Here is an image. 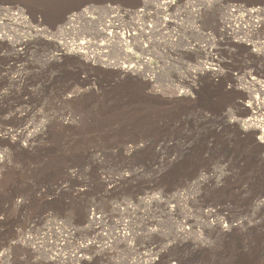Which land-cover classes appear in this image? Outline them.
<instances>
[{"label": "rangeland", "instance_id": "rangeland-1", "mask_svg": "<svg viewBox=\"0 0 264 264\" xmlns=\"http://www.w3.org/2000/svg\"><path fill=\"white\" fill-rule=\"evenodd\" d=\"M211 1L0 0V264H80L79 246L84 264H203L229 241L197 227L179 246L187 217L207 228L226 192L248 220L264 0ZM228 4L260 27L227 31Z\"/></svg>", "mask_w": 264, "mask_h": 264}, {"label": "bare ground", "instance_id": "bare-ground-1", "mask_svg": "<svg viewBox=\"0 0 264 264\" xmlns=\"http://www.w3.org/2000/svg\"><path fill=\"white\" fill-rule=\"evenodd\" d=\"M205 1L212 2L211 0H205ZM172 3H173V1H169L167 4H172ZM233 6L231 7L229 5L227 7V9H226V11L228 10L227 13L229 15H226V18L224 19V22H223V27L225 29H227V31H229V30L230 31L238 30L239 32L240 31L244 32V31H249L251 29V26L255 30H257L260 27L262 22L260 21L261 19L257 18L258 17V15H257L258 13L256 15H254L256 13V11L247 10L246 11L247 18H246V15L240 18L237 14L236 15H230L232 13L234 14L235 11L237 12L236 7H233ZM241 11H243V10H241ZM258 12H260V11H258ZM237 13H239V12H237ZM102 34H104V33H102ZM121 39H123V38H121ZM237 39H239L242 43L250 42V41L244 40V39H242L240 37L237 38ZM124 42L126 43L127 39H125ZM19 44L23 45V44H25V42L24 41H20ZM259 45H261V44H259ZM258 50L264 51V48H261V49L259 48ZM85 60H86V62H90V60H88L86 58H85ZM205 65H206V63H205ZM207 65L210 66V64H207ZM121 70H122V73H123L121 75L129 73L128 69H124L123 68ZM253 114L257 115L258 112H255ZM260 116L263 117L262 120H261L262 122L259 121V122H261V123H259L260 126H261L262 124H264V115L262 114ZM255 118H256V120H255ZM255 118L253 120L257 124V117H255ZM70 119L72 120V118H70ZM66 122H67V120H66ZM260 126H259V128H260ZM263 129H264V126H263ZM260 139L264 140V130L262 131V138H260ZM32 142H33V139L27 140L26 143L21 146V148H23V149L24 148L25 149L31 148L32 145H33ZM16 147L19 148L20 146L16 145ZM5 156H7V155L5 154ZM262 173H264V172L262 171ZM249 178H248V181H247L246 185H249L251 188L253 186L255 188H263L264 187V177L263 176L259 177V175L258 176L257 175L256 176L252 175ZM214 193H215V195L211 196V199L214 200V201H217V202H221L222 204H224V206L223 207L219 206L221 204V203H219V204H216L213 207L214 210L211 209V210H208L207 212H205V214H204L205 218L206 219L211 218V220H212V222L205 224V225H207V228L204 227V226L199 227V223L197 221H193L191 218L187 217L185 219V221H183L184 223L182 222L179 225V229L176 231V236H177L176 238L178 239V242H179L178 245L181 246V247L182 246L184 247V245L186 243L185 242V240H186L185 236L189 235L194 228L198 227V228H201L203 230V232L201 231L199 233L201 236L202 235H206V236L211 235V236H215V238H217V239L220 238V239H222L224 241H226V240L229 241L228 243L225 244V246L223 247L221 252H217V253L215 252V254L212 257H210L207 262L206 261L203 262V264H253L255 261H257V259H263L264 260V199H262V200H260V199L257 200L256 199V201H255V203L253 205V209L251 211L252 214H251V216H249V218H247L248 220H245V218H246L245 216H244L245 218L241 217V218H239L237 220H234V219L231 218V216L229 214L228 215L223 214V212L225 211V207H229L232 204L231 201H230V203H231L230 204L229 201L225 200L226 192H218L221 195H218V193H216V192H214ZM250 193H251V191H250ZM252 196H251V194L248 195L249 200H251ZM226 202H228V203H226ZM94 215L95 214L93 213L91 218H93ZM254 218H255V220H254ZM250 219H253L252 222L250 221ZM129 232H131V233H129ZM148 232H150V231H148ZM131 234H132V230L130 229V227H128V228H126V232H124L123 234H121V235H119L117 237V240L125 242V241H127V239L130 238ZM239 237H240V239H239ZM238 239H239V241L242 242L241 243L242 244L241 248L240 247L239 248L238 247L235 248V243L234 242H237ZM209 241H208V243H209ZM208 243L206 242L205 244L207 245ZM164 247H165V251H166V249L168 248V245L164 246ZM83 249H84L83 247L81 249L80 246H79V248H78L79 253L77 252L74 255L73 258H75V259H73V262H78L80 264L83 262V259H84L83 256H79V254L83 252ZM109 249H110V247H109ZM165 251H163V252H165ZM192 252L195 253V254H200L201 251L197 250L196 248H194L192 250ZM154 259L149 260V263L147 261L146 262L148 264H153L155 262ZM228 259H229V261H228ZM84 262H85V260H84ZM199 263H201V262L198 260L197 263H195V264H199ZM82 264H84V263H82ZM169 264H170V262H169Z\"/></svg>", "mask_w": 264, "mask_h": 264}]
</instances>
